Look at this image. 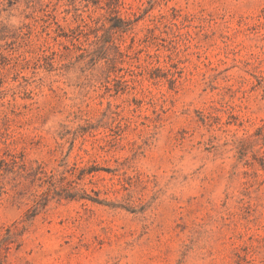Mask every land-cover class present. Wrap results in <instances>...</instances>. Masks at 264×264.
<instances>
[{
  "label": "rangeland",
  "instance_id": "obj_1",
  "mask_svg": "<svg viewBox=\"0 0 264 264\" xmlns=\"http://www.w3.org/2000/svg\"><path fill=\"white\" fill-rule=\"evenodd\" d=\"M0 264H264V0H0Z\"/></svg>",
  "mask_w": 264,
  "mask_h": 264
}]
</instances>
